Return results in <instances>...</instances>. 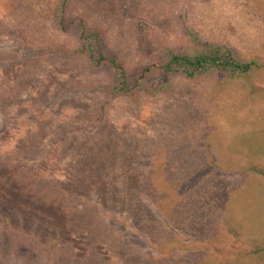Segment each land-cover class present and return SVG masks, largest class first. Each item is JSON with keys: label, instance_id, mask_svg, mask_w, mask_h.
Wrapping results in <instances>:
<instances>
[{"label": "rangeland", "instance_id": "rangeland-1", "mask_svg": "<svg viewBox=\"0 0 264 264\" xmlns=\"http://www.w3.org/2000/svg\"><path fill=\"white\" fill-rule=\"evenodd\" d=\"M55 2L0 0V60L75 45ZM68 13L126 67L150 66L153 93L106 100L105 76L55 54L0 63V264H23L22 241L34 264H264V71L193 83L156 67L191 48L185 26L264 61V0H73Z\"/></svg>", "mask_w": 264, "mask_h": 264}, {"label": "trees", "instance_id": "trees-1", "mask_svg": "<svg viewBox=\"0 0 264 264\" xmlns=\"http://www.w3.org/2000/svg\"><path fill=\"white\" fill-rule=\"evenodd\" d=\"M72 1L56 0L51 18L56 32L72 37L75 45L66 49L61 46V50L32 49L19 59L3 58V61L0 60L1 65H20L33 57L50 58L57 55L59 59L65 61L80 60L92 74L105 76L107 81L100 86L99 92L106 100L113 97L131 96L140 91L153 93L147 86L152 76L151 67H126L106 43L104 31L101 28L90 26L80 16L69 15L68 11ZM184 32L190 38L191 48L185 52L167 51L156 65L161 77L168 80L180 78L193 83L216 78L227 81L251 80L264 71V61L243 58L225 45L202 42L188 26L184 27ZM36 191L35 198L39 202L47 199L54 201L58 197L56 193L40 189ZM28 193L30 194L31 191ZM12 252L14 257L23 264H34L37 259L35 245L30 242H20ZM252 254L258 262L264 263V248H258Z\"/></svg>", "mask_w": 264, "mask_h": 264}]
</instances>
